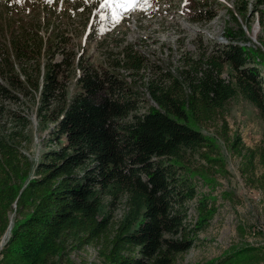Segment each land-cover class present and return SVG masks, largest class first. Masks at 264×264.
<instances>
[{"label":"trees","instance_id":"16d2710c","mask_svg":"<svg viewBox=\"0 0 264 264\" xmlns=\"http://www.w3.org/2000/svg\"><path fill=\"white\" fill-rule=\"evenodd\" d=\"M254 1L251 12L246 0L230 10L236 25L225 30L228 42L196 55L184 50L176 67L151 62L126 36L113 45L101 40L105 59L96 63L67 46L71 35L59 22L50 27V8L43 17L1 11L0 238L10 236L0 264H76L72 254L87 246H97L106 264H181L218 210L212 194L199 196V179L214 189V177L229 174L204 128L217 125L249 169L256 158L264 167V147L244 154L226 114L241 92L264 115L256 65L264 63V41L255 42L243 21L258 10L264 27V0ZM215 14L201 8L193 18ZM226 65L234 69L229 78ZM31 110L66 139L37 162L23 151ZM188 264H264V244L233 245Z\"/></svg>","mask_w":264,"mask_h":264},{"label":"rangeland","instance_id":"374dc122","mask_svg":"<svg viewBox=\"0 0 264 264\" xmlns=\"http://www.w3.org/2000/svg\"><path fill=\"white\" fill-rule=\"evenodd\" d=\"M243 1L245 0H148L147 4L133 11L120 10V15H115L112 9L101 7L103 0H0V13L3 11L7 16H30L28 12L35 11L43 17L47 8H50V27L59 22L71 35L67 46L74 47L79 53L84 52L89 60L96 63L104 62L105 59L106 49L100 43L101 40L107 38L110 45H113L119 38L126 36L151 62L156 60L176 67L184 50L196 55L204 49L211 51L217 42H228L225 30L229 25H236L230 10H235L236 3ZM246 1L250 12L256 9L254 0ZM201 8L203 11L210 9L216 14L209 19L193 18V15L200 16ZM258 13V10L254 11V14L243 21L253 40L261 44L264 41V27L259 21ZM86 18L87 22H84ZM61 58L62 55L58 52L56 59ZM256 59L259 61L258 57ZM257 64L264 75V63ZM233 72L234 69L226 65L223 75L229 78ZM74 87L73 82L72 88ZM30 114L32 123L28 133L31 141L26 143L23 151L37 162L44 151L60 147L66 139H56L52 131L54 123L50 122L43 127L35 110H31ZM226 114L230 123V135L233 138L240 137L244 154L248 148L264 147V115L259 106L238 92L227 103ZM217 128V125L212 124L205 127L204 131L218 140L229 174L218 173L214 177V189L199 179V196L204 193L212 194L216 198L218 210L192 248L182 254L179 259L181 264L218 257L233 245L245 242L264 244V181L253 180L254 173L255 178L264 174V167L256 158L254 170L249 169L246 157L236 153L217 133ZM194 204L193 202L192 206ZM124 210V205H120L114 212L115 218H120ZM190 212V218H194V210ZM13 216L14 214L12 218ZM9 236L10 230L0 238V250ZM72 257L76 264H106L99 257L97 246H87L74 252Z\"/></svg>","mask_w":264,"mask_h":264},{"label":"snow or ice","instance_id":"6c2138e0","mask_svg":"<svg viewBox=\"0 0 264 264\" xmlns=\"http://www.w3.org/2000/svg\"><path fill=\"white\" fill-rule=\"evenodd\" d=\"M147 3L148 0H103L101 7H108L115 15H120V10L133 11Z\"/></svg>","mask_w":264,"mask_h":264},{"label":"bare ground","instance_id":"6f19581e","mask_svg":"<svg viewBox=\"0 0 264 264\" xmlns=\"http://www.w3.org/2000/svg\"><path fill=\"white\" fill-rule=\"evenodd\" d=\"M10 229H11V227H10Z\"/></svg>","mask_w":264,"mask_h":264},{"label":"water","instance_id":"95a60500","mask_svg":"<svg viewBox=\"0 0 264 264\" xmlns=\"http://www.w3.org/2000/svg\"><path fill=\"white\" fill-rule=\"evenodd\" d=\"M6 242V241H5Z\"/></svg>","mask_w":264,"mask_h":264}]
</instances>
